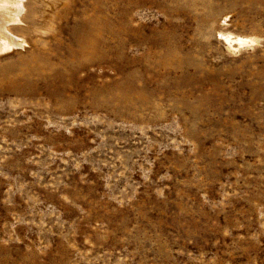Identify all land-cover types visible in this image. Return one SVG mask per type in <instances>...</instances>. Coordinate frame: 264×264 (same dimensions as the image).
I'll return each instance as SVG.
<instances>
[{
    "label": "rangeland",
    "instance_id": "rangeland-1",
    "mask_svg": "<svg viewBox=\"0 0 264 264\" xmlns=\"http://www.w3.org/2000/svg\"><path fill=\"white\" fill-rule=\"evenodd\" d=\"M24 3L0 264H264V0Z\"/></svg>",
    "mask_w": 264,
    "mask_h": 264
},
{
    "label": "bare ground",
    "instance_id": "bare-ground-1",
    "mask_svg": "<svg viewBox=\"0 0 264 264\" xmlns=\"http://www.w3.org/2000/svg\"><path fill=\"white\" fill-rule=\"evenodd\" d=\"M26 5L24 0H0V54L10 52L13 46H22L25 40H16L11 31L14 24L22 21V13ZM228 47L235 51L241 47L252 46L257 43L253 37H235L228 34L225 37Z\"/></svg>",
    "mask_w": 264,
    "mask_h": 264
}]
</instances>
